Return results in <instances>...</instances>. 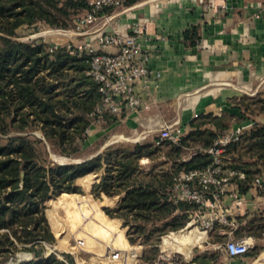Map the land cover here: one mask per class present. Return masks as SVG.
<instances>
[{
  "label": "trees",
  "instance_id": "1",
  "mask_svg": "<svg viewBox=\"0 0 264 264\" xmlns=\"http://www.w3.org/2000/svg\"><path fill=\"white\" fill-rule=\"evenodd\" d=\"M136 1L123 2L129 5ZM87 8L88 0H0V264L9 258L15 260L14 264H74L66 252L64 259L54 251L44 255L47 244L54 240L45 199L49 192H80L82 188L76 181L101 169L103 173L92 184L91 195L101 198L102 193H123L103 211L115 223L122 218L128 243L143 245L139 259L144 262L155 258L161 236L182 227L187 220L184 210L190 207L186 202L175 204L170 200L174 175L203 167L211 160L198 149L187 160L182 159L183 155L190 148L211 145L216 135L230 125V115L201 114L177 143H156V137L116 141L92 156H84L86 130L93 120L90 112L101 97L98 83L87 73L90 55L73 45L52 48L41 37H17L19 27L40 21L68 28L74 17ZM111 10L106 6L100 13ZM184 38L195 44L197 26L186 29ZM242 101H248L245 110L250 107L264 111V98L243 97ZM118 115L105 113L101 117L107 125ZM207 122L210 127H201ZM36 130L40 137L34 135ZM51 152L65 160L51 159ZM244 156L254 161L238 162ZM143 157L150 159L148 165L140 162ZM224 158L230 167L245 171L244 182L255 178L264 170V124L254 122L238 140L230 142ZM192 229L195 226L163 237L175 236L181 243ZM20 250L29 251L31 257L17 260Z\"/></svg>",
  "mask_w": 264,
  "mask_h": 264
},
{
  "label": "crops",
  "instance_id": "2",
  "mask_svg": "<svg viewBox=\"0 0 264 264\" xmlns=\"http://www.w3.org/2000/svg\"><path fill=\"white\" fill-rule=\"evenodd\" d=\"M261 5L264 0H137L124 8L103 12L85 40L98 48V37L104 32L117 29L134 34L133 27L142 29L137 38L148 50V65L154 74L147 89L140 83L136 85L148 108L124 109L110 124H92L86 131L84 156H92L116 142V134L139 137L130 142L153 140L161 126L176 120L189 132L193 121L206 113L230 115L228 128L250 122L264 124V111L256 112L250 107L245 110L244 103L248 101H242L243 97L264 98ZM192 25L197 26L195 44L184 38V31ZM105 50L114 52L117 47ZM210 126L207 122L201 127ZM102 138L104 142L96 143ZM196 150L188 149L182 159H189ZM243 161L252 162L254 158L244 156L238 160ZM140 162L148 165L150 159L143 157ZM102 173L103 169L82 176L90 178L86 189L89 195ZM245 177L234 178L231 184L237 187L242 202L236 205L229 194L222 195L227 221H216L200 233L204 234L201 241L186 249L184 264H264V191L252 186L254 176L248 182H244ZM76 184L84 190L81 183ZM122 194L102 193V201L107 204L101 206H113ZM117 219L121 225L122 218ZM126 229L127 226L124 232ZM228 238H246L252 245L242 256H228L219 248ZM176 242L178 246L187 244ZM134 245L143 250V245Z\"/></svg>",
  "mask_w": 264,
  "mask_h": 264
},
{
  "label": "built area",
  "instance_id": "3",
  "mask_svg": "<svg viewBox=\"0 0 264 264\" xmlns=\"http://www.w3.org/2000/svg\"><path fill=\"white\" fill-rule=\"evenodd\" d=\"M123 1L88 0L89 8L85 10L82 17H78V20L96 22L104 7L111 6L112 10L124 8L126 5ZM260 10L264 12V5H261ZM132 30L135 32L134 34L123 33L117 29L102 33L98 38V48L94 47L90 40H86L85 43L78 46L67 44V46L73 45L80 50L83 49L90 55V69L87 73L98 83L101 94L99 102L90 112L93 117L91 125L94 123L104 124L105 120L101 116L105 113L118 115L124 109L138 111L147 109L149 106L137 90L136 85L140 83L143 89H147L154 73L148 65V50L142 47L137 38V35L142 33V29L133 27ZM56 46L50 45L52 48ZM110 46L117 47V50L106 51L105 49ZM193 116L196 117L197 113ZM253 123L239 124L219 132L211 145L197 148L210 156L211 160L208 164L199 168L184 169L174 175L169 189V198L175 204L186 202L190 205L184 210L187 212L185 228L194 225L198 229L206 231L216 221L225 223L227 210L224 208L221 198L226 193L234 198L236 205L242 202L237 187L231 184L234 178H244L245 171L230 167L224 158V152L227 145L238 140L246 130L252 127ZM187 134L188 132L176 120L161 126L156 131L155 142L168 140L177 143ZM121 138L129 141L139 140V137L115 135V140ZM252 186L264 191V170H261L253 179ZM171 231L173 230L169 232ZM74 241L75 243L70 246L72 249L67 250L72 254L82 249L84 245L83 238H75ZM251 245L252 242L246 238H228L223 245H219V248L228 256H242L250 249ZM51 251L55 252V249L50 248L44 255L47 256ZM185 251L186 249H178L173 246L159 247L156 257L144 261L143 264H184ZM141 255V246L132 245L125 252L109 247L104 257L108 264H133ZM58 257L64 259L63 252H59Z\"/></svg>",
  "mask_w": 264,
  "mask_h": 264
},
{
  "label": "rangeland",
  "instance_id": "4",
  "mask_svg": "<svg viewBox=\"0 0 264 264\" xmlns=\"http://www.w3.org/2000/svg\"><path fill=\"white\" fill-rule=\"evenodd\" d=\"M84 12H85V10L80 12L78 15H76L73 19L72 25L68 28L53 27V26H50V25L46 24L45 22H41V21L36 22L33 26L23 25V26L18 28V37L17 38H20L22 40H31L33 38L41 37L48 44L52 43L50 45L73 44V45L78 46V45L86 42L84 36L87 35V32H89L92 29L91 25L96 23V22H93V23L92 22H81V20L79 21L78 17H82ZM98 19L96 21H98ZM91 44H92V42H91ZM33 133L36 136H39V137L41 136L40 132L37 130L33 131ZM121 139L117 140V141H119V142L126 141L123 138H121ZM97 142L98 141H96V143ZM50 157H51V159H53L55 161L65 160L53 152L50 153ZM85 178H88V177H82V178H79L77 180V182L81 183L82 187L84 188V190L82 189L80 192H74V193L70 192V193H68L69 195H63L62 192L56 191V192H49V194L47 195V197L45 199V204H46L45 213L47 215V211L50 209L54 212V214L58 217V219H60V224L58 225V227L60 228V231L61 230L62 231H61L60 237H59V235H57V231L55 230L56 227L54 226V224L51 223L50 218L47 216L50 228H51L52 232L54 233V240L51 243L47 244L46 251L50 250V248H54L55 252L57 251V253H56L57 255L59 252L69 253L75 261L74 264H108V262L106 261V259L104 257V254H105L103 252L104 248L103 247L97 248L98 250L96 248H92V247L88 248L87 247L88 239L86 237H84V235H82V234H76L77 233L76 231L80 228L77 220L71 221V220H69V217H68L69 211L78 208V205H76V203L74 202L75 199H82L83 200L82 204L84 207H89L90 204L93 206H95V205L101 206V204H107V201H102V198H94L92 195L88 194V192L86 190L88 186H87V182L85 181ZM89 182H90V180H89ZM89 182H88V184H89ZM58 198H60V201H57ZM49 199H51V201H49ZM104 206L105 205H103L101 208L103 209ZM116 224H118L117 226L120 229L125 228V227H122L117 222H116ZM185 225H186V223L182 227L174 229L173 231L180 230V229L184 228ZM193 226L194 225H191L189 227H193ZM194 230L195 229H192L191 231L192 232H198V233H204V231H201V230H198V231H194ZM168 232H166V233H168ZM166 233H164V234H166ZM201 235H204V234H200V236ZM162 236H161V241H162ZM75 238H83L85 240V242H84V245L82 246V249H79L77 252H74L72 254L69 251L67 252V250L72 249L70 246L75 243V241H74ZM123 238L125 240V232H124ZM171 238H172V236H171ZM174 240L178 241L176 238H174ZM161 241L159 243V247H162ZM188 241H189V234L186 237V239L179 244H185V243H188ZM200 241H201V238L199 239L198 242H200ZM124 243H128V242L125 240ZM128 244H130V247L132 245H134L131 243H128ZM188 247L189 246H187L185 249H187ZM17 256H16L17 260L18 259H29L31 257V253L27 250H20L17 252ZM14 262H15L14 259L9 258L7 261L4 262V264H14ZM134 263L135 264H143V261L141 259H138Z\"/></svg>",
  "mask_w": 264,
  "mask_h": 264
},
{
  "label": "bare ground",
  "instance_id": "5",
  "mask_svg": "<svg viewBox=\"0 0 264 264\" xmlns=\"http://www.w3.org/2000/svg\"><path fill=\"white\" fill-rule=\"evenodd\" d=\"M89 180L90 178H85L87 186ZM62 194L69 195L68 193L64 192H62ZM49 201H51V199H49ZM57 201H60V198H58ZM82 201V199H75L74 202L76 203V205H78V208L69 211L68 217L71 221L77 220L80 228L76 231V234H82L88 239V248L92 247L97 249L103 247V252L105 254L108 251L109 247L121 249L124 252L131 248L130 244L124 243V231L117 226L113 219L108 218L105 215V212L101 208L102 206H93L90 204L89 207H84ZM47 216L50 218L51 223L56 227L55 230L57 231V235H59L60 237V233L62 231H60V228L58 227V225L60 224V219H58V217L51 209L47 211ZM198 230L200 229L195 226L194 231ZM200 238V233L191 231L189 233V241L185 246H178L177 242L172 239L171 236H164L161 245L163 248L173 246L177 247L178 249H185L187 246H191L194 243L198 242Z\"/></svg>",
  "mask_w": 264,
  "mask_h": 264
},
{
  "label": "water",
  "instance_id": "6",
  "mask_svg": "<svg viewBox=\"0 0 264 264\" xmlns=\"http://www.w3.org/2000/svg\"><path fill=\"white\" fill-rule=\"evenodd\" d=\"M73 161H77V160H73ZM23 175V173L21 172V176Z\"/></svg>",
  "mask_w": 264,
  "mask_h": 264
}]
</instances>
